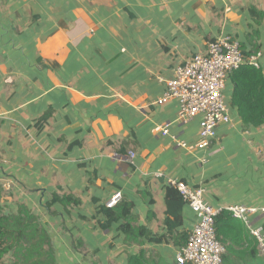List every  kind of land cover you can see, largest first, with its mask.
I'll return each mask as SVG.
<instances>
[{"label":"crops","instance_id":"crops-1","mask_svg":"<svg viewBox=\"0 0 264 264\" xmlns=\"http://www.w3.org/2000/svg\"><path fill=\"white\" fill-rule=\"evenodd\" d=\"M224 37L259 52L264 74V0H0L2 214L24 205L36 216L56 264H127L141 252L148 264H173L196 218L184 205L168 231L170 182L200 187L215 210L264 208V124H242L231 74L230 123L208 148L198 147L199 117L183 123L176 99L156 103L177 67ZM117 192L161 241L126 244L121 221L100 228L98 211ZM54 193L81 205L48 208ZM249 224L264 230V212Z\"/></svg>","mask_w":264,"mask_h":264},{"label":"trees","instance_id":"trees-1","mask_svg":"<svg viewBox=\"0 0 264 264\" xmlns=\"http://www.w3.org/2000/svg\"><path fill=\"white\" fill-rule=\"evenodd\" d=\"M243 55L247 58L251 54ZM231 80L233 83L231 104L237 108L242 124L246 128L261 127L264 124V74L262 70L245 64L231 73ZM165 201L167 206L165 223L171 233L182 224L181 209L186 203L172 186L166 188ZM52 203H59L65 210L70 206L81 205L79 198L57 193L52 195V201L47 204V207L49 208ZM132 209L133 204L123 198L112 208L102 206L98 212L104 215L107 221L103 224L99 223L100 228L109 230L112 223L121 221L122 225L119 229L124 235L126 244L140 242V239L151 242L161 241L162 237H153L148 230L136 224ZM80 220L88 219L80 216ZM214 227L217 240L225 247L222 264L240 262L264 264L263 258L258 256L255 239L250 236L243 223L233 219L225 209L215 217ZM189 235L181 234L178 253L186 246ZM7 255H10L12 259L10 264H56L47 231L40 225L38 218L24 205H18L16 214L11 215L2 214L0 209V264H4ZM146 263L148 264V259H145L144 252L129 255L127 258V264ZM159 264H164V262Z\"/></svg>","mask_w":264,"mask_h":264},{"label":"built area","instance_id":"built-area-1","mask_svg":"<svg viewBox=\"0 0 264 264\" xmlns=\"http://www.w3.org/2000/svg\"><path fill=\"white\" fill-rule=\"evenodd\" d=\"M259 57L257 52L245 58L238 43L229 37L211 41L205 54H195L176 68L175 76L166 82V90L156 103L164 104L176 99L179 102L178 119L183 123L199 117L198 147L208 148L217 128L230 123L222 94L225 79L245 64L259 69ZM161 134H168V124L161 128ZM128 158L131 163L134 153L129 152ZM170 186L177 190L197 219L186 246L176 255L173 264H222L225 247L217 240L214 227L215 217L221 210H215L203 201V190L199 187H191L184 181H172ZM121 199L117 192L106 207H114ZM226 211L248 228L256 241L258 255L264 259V230L261 227L250 228L249 224L250 217L263 213L264 208L232 205Z\"/></svg>","mask_w":264,"mask_h":264},{"label":"rangeland","instance_id":"rangeland-1","mask_svg":"<svg viewBox=\"0 0 264 264\" xmlns=\"http://www.w3.org/2000/svg\"><path fill=\"white\" fill-rule=\"evenodd\" d=\"M10 255L5 256L4 264H10L11 263V256Z\"/></svg>","mask_w":264,"mask_h":264}]
</instances>
